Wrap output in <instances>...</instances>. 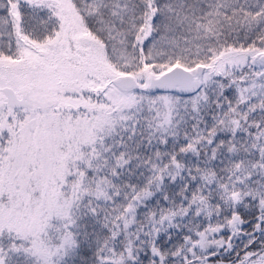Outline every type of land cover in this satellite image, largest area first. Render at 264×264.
I'll use <instances>...</instances> for the list:
<instances>
[{
  "label": "snow or ice",
  "instance_id": "obj_1",
  "mask_svg": "<svg viewBox=\"0 0 264 264\" xmlns=\"http://www.w3.org/2000/svg\"><path fill=\"white\" fill-rule=\"evenodd\" d=\"M0 264H264V0H0Z\"/></svg>",
  "mask_w": 264,
  "mask_h": 264
}]
</instances>
